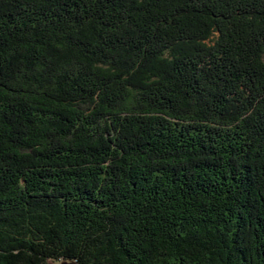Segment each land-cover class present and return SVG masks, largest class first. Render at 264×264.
<instances>
[{
	"label": "trees",
	"instance_id": "1",
	"mask_svg": "<svg viewBox=\"0 0 264 264\" xmlns=\"http://www.w3.org/2000/svg\"><path fill=\"white\" fill-rule=\"evenodd\" d=\"M0 264H264V0H0Z\"/></svg>",
	"mask_w": 264,
	"mask_h": 264
}]
</instances>
